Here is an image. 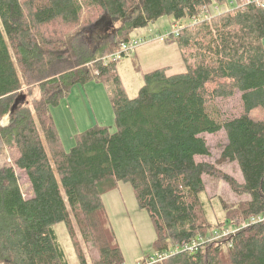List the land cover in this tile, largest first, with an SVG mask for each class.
<instances>
[{
    "label": "trees",
    "instance_id": "trees-1",
    "mask_svg": "<svg viewBox=\"0 0 264 264\" xmlns=\"http://www.w3.org/2000/svg\"><path fill=\"white\" fill-rule=\"evenodd\" d=\"M230 2L0 0V264H69L58 224L80 264L89 262L78 237L93 264H124L103 203L121 182L149 214L157 256L167 255L155 264H264V4ZM163 16L179 27L164 40L178 44L186 70L138 67L144 83L130 98L118 65L131 52L122 48ZM91 81L108 89L117 130L95 125L65 151L50 110ZM222 131V161L242 180L215 178L245 199L215 224L204 195L216 166L198 158L210 155L205 135Z\"/></svg>",
    "mask_w": 264,
    "mask_h": 264
},
{
    "label": "rangeland",
    "instance_id": "rangeland-1",
    "mask_svg": "<svg viewBox=\"0 0 264 264\" xmlns=\"http://www.w3.org/2000/svg\"><path fill=\"white\" fill-rule=\"evenodd\" d=\"M217 5L218 3L216 2L211 8L214 15L219 12L216 9ZM235 6L236 2H230V8ZM226 9L225 5L220 6V12ZM187 22L191 21L189 19L182 21L183 24ZM174 23L175 19L173 16H163L132 34V39L139 40L141 43L131 51V54L122 59L118 65V72L130 98H135L138 95L144 83L142 74L138 70V67L143 65V62L135 59V49L141 44H152L159 40L160 37L174 33ZM157 53L158 50H156ZM107 90L103 84L96 81H91L86 85H75L70 94L62 99L58 106L51 108L50 111L65 151H70L75 146V136L77 134L95 125L107 126L111 132L117 130L114 110ZM36 98H38V89L32 88L29 103L31 108L32 102ZM236 106L237 101L235 100L230 102L226 108L229 112L234 113L236 112ZM8 122V117H5L1 125H6ZM205 139L209 146L210 155L199 157L198 159L216 166L214 173L205 177L206 192L204 195L205 200L210 203V219L212 223L216 224L219 220H223L227 212L232 211L236 207L234 205L241 202L245 197L235 194L223 179L215 178L221 176L223 171H225L236 179L242 180L237 164L222 161V152L228 143L225 132L222 131L215 135L206 134ZM6 161L8 160L4 158V162ZM16 174L24 195L27 197L31 196V185L26 172L16 169ZM103 203L122 250L124 264H147L148 260L156 258V232L153 223L149 214L139 207L131 184L121 182L118 188L103 195ZM54 229L59 243L66 254L68 263L80 264L73 241L68 236L64 224H58ZM76 240L79 241L89 264H93L94 255L91 247L85 245L80 237Z\"/></svg>",
    "mask_w": 264,
    "mask_h": 264
},
{
    "label": "crops",
    "instance_id": "crops-1",
    "mask_svg": "<svg viewBox=\"0 0 264 264\" xmlns=\"http://www.w3.org/2000/svg\"><path fill=\"white\" fill-rule=\"evenodd\" d=\"M156 50H158L157 54ZM134 53L135 59L143 62L142 67L140 66L143 73H149L160 68H167V73L172 75L182 73L186 70L178 44L175 42H166L164 37H160L159 40L152 44H141L135 49Z\"/></svg>",
    "mask_w": 264,
    "mask_h": 264
},
{
    "label": "built area",
    "instance_id": "built-area-1",
    "mask_svg": "<svg viewBox=\"0 0 264 264\" xmlns=\"http://www.w3.org/2000/svg\"><path fill=\"white\" fill-rule=\"evenodd\" d=\"M259 2H264V0H259ZM174 35L176 36L179 33L178 27H174ZM165 37V36H164ZM141 43L139 40H132L129 44L123 46V51L131 52L136 46H138ZM116 58H119V55L115 56ZM259 220H263L262 218H258ZM255 220V219H254ZM181 249L179 246L175 247V252H179ZM183 250L193 251L191 247H185ZM167 258V255H158L156 258L148 260L147 264H155L157 262H161Z\"/></svg>",
    "mask_w": 264,
    "mask_h": 264
},
{
    "label": "water",
    "instance_id": "water-1",
    "mask_svg": "<svg viewBox=\"0 0 264 264\" xmlns=\"http://www.w3.org/2000/svg\"><path fill=\"white\" fill-rule=\"evenodd\" d=\"M25 99H26V96L23 97V100H25ZM18 103H19V101L17 100V102L15 103V105L13 107V111L17 108Z\"/></svg>",
    "mask_w": 264,
    "mask_h": 264
},
{
    "label": "bare ground",
    "instance_id": "bare-ground-1",
    "mask_svg": "<svg viewBox=\"0 0 264 264\" xmlns=\"http://www.w3.org/2000/svg\"><path fill=\"white\" fill-rule=\"evenodd\" d=\"M192 249H194V247H191Z\"/></svg>",
    "mask_w": 264,
    "mask_h": 264
}]
</instances>
